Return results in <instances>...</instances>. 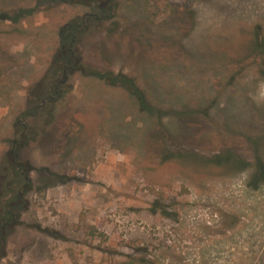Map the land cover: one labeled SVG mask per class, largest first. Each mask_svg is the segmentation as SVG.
Segmentation results:
<instances>
[{"label": "rangeland", "instance_id": "obj_1", "mask_svg": "<svg viewBox=\"0 0 264 264\" xmlns=\"http://www.w3.org/2000/svg\"><path fill=\"white\" fill-rule=\"evenodd\" d=\"M113 1L18 146L61 31L101 1L0 0V166L15 151L33 183L0 264H264V0Z\"/></svg>", "mask_w": 264, "mask_h": 264}, {"label": "trees", "instance_id": "obj_2", "mask_svg": "<svg viewBox=\"0 0 264 264\" xmlns=\"http://www.w3.org/2000/svg\"><path fill=\"white\" fill-rule=\"evenodd\" d=\"M56 1L57 0H52V2ZM93 1H101L100 5H98L99 13H90L82 19L74 20L68 23L61 31V58L57 65L52 66L50 71L51 74H47L49 76L47 86H57L58 93H52L54 99H46L44 102L38 104L31 112L23 113L16 119L13 131V135H15L16 138L14 145H26L31 141L32 136L36 138L38 133L35 132L36 127L31 125L33 120L40 117L51 120L54 117L57 104L66 95L65 89L67 81L65 79L64 71H69L70 65L73 66L75 70L82 65L81 56L77 52L79 47L78 38L92 28V24L98 23L100 25L101 22L105 20L103 18H111V15L115 10L113 0H90V5H94ZM71 2L75 4L76 0H71ZM41 3L42 2H40V4ZM30 15H32V11L23 12L22 10L21 14L12 20L15 23H18L23 20V18ZM3 18H9V16L5 15L4 17L3 15L0 17V20ZM63 47L66 49V56L63 53ZM253 48L255 52L262 50L264 55V38L259 34L254 39ZM64 57H67V60H65ZM89 74V76L99 77V79L106 80L113 84L120 79H123V77L120 76L114 77L111 73L102 75L96 71H90ZM54 91H56V89ZM220 158L221 157H218L217 161L220 162ZM3 161L4 162H1L0 166V260L2 259L3 251L6 248L7 235L11 232L22 213L26 210L25 196L33 189V183L30 177L32 167L28 163L19 160L15 151H12L11 155L6 153ZM253 171L254 173L251 178L252 184L255 186L264 184L263 162L260 163V161H258L257 167L253 169Z\"/></svg>", "mask_w": 264, "mask_h": 264}, {"label": "flooded vegetation", "instance_id": "obj_3", "mask_svg": "<svg viewBox=\"0 0 264 264\" xmlns=\"http://www.w3.org/2000/svg\"><path fill=\"white\" fill-rule=\"evenodd\" d=\"M109 1H111V0H109ZM63 53H64V55L66 56L67 55V52H66V49H65V47H63ZM70 67V69H72L73 68V66H69ZM73 70V69H72ZM64 73H65V79H66V81H67V79H68V77H67V71H64ZM46 92H45V96H44V99H43V101L42 102H44L46 99H54V96L52 95V93H58V91H57V86H46ZM56 89V91H54ZM47 93V94H46ZM48 96V97H47Z\"/></svg>", "mask_w": 264, "mask_h": 264}]
</instances>
